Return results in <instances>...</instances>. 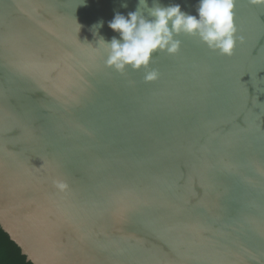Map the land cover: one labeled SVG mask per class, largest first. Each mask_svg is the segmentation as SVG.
I'll return each instance as SVG.
<instances>
[{
  "label": "water",
  "instance_id": "95a60500",
  "mask_svg": "<svg viewBox=\"0 0 264 264\" xmlns=\"http://www.w3.org/2000/svg\"><path fill=\"white\" fill-rule=\"evenodd\" d=\"M137 3L0 0V225L33 264H264V5L230 56L121 73L97 40Z\"/></svg>",
  "mask_w": 264,
  "mask_h": 264
},
{
  "label": "clouds",
  "instance_id": "9594fccd",
  "mask_svg": "<svg viewBox=\"0 0 264 264\" xmlns=\"http://www.w3.org/2000/svg\"><path fill=\"white\" fill-rule=\"evenodd\" d=\"M83 2V0H82ZM254 5H264V0H249ZM236 0H198L197 15L181 10L179 4L164 6L160 0H138L137 7L127 15L117 12L108 27L117 36L106 40L100 36L97 45L107 53L106 64L123 73L131 68L148 69L154 57L160 53L175 54L181 45L180 35L197 36L209 49L221 55H232L237 41L235 25ZM127 7V3L122 5ZM103 27V21L93 29ZM95 34V32H94ZM156 70L146 71L145 80L157 78ZM56 186L63 189L62 182Z\"/></svg>",
  "mask_w": 264,
  "mask_h": 264
},
{
  "label": "trees",
  "instance_id": "16d2710c",
  "mask_svg": "<svg viewBox=\"0 0 264 264\" xmlns=\"http://www.w3.org/2000/svg\"><path fill=\"white\" fill-rule=\"evenodd\" d=\"M0 264H33L0 225Z\"/></svg>",
  "mask_w": 264,
  "mask_h": 264
}]
</instances>
